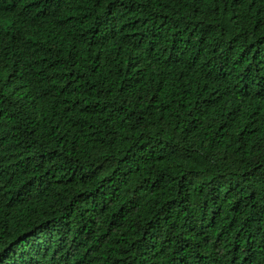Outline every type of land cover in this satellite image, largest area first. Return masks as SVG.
<instances>
[{"label":"trees","instance_id":"16d2710c","mask_svg":"<svg viewBox=\"0 0 264 264\" xmlns=\"http://www.w3.org/2000/svg\"><path fill=\"white\" fill-rule=\"evenodd\" d=\"M3 264H264V0H0Z\"/></svg>","mask_w":264,"mask_h":264},{"label":"snow or ice","instance_id":"6c2138e0","mask_svg":"<svg viewBox=\"0 0 264 264\" xmlns=\"http://www.w3.org/2000/svg\"><path fill=\"white\" fill-rule=\"evenodd\" d=\"M2 211V210H0ZM0 264H3V258H0Z\"/></svg>","mask_w":264,"mask_h":264}]
</instances>
